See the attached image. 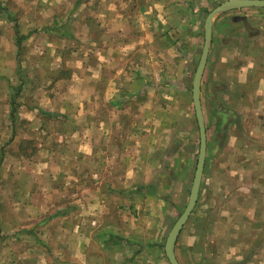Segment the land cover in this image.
Instances as JSON below:
<instances>
[{
	"label": "crops",
	"instance_id": "0c3cea01",
	"mask_svg": "<svg viewBox=\"0 0 264 264\" xmlns=\"http://www.w3.org/2000/svg\"><path fill=\"white\" fill-rule=\"evenodd\" d=\"M224 1L101 0L95 5V14L89 2L75 4L78 7L73 13L77 11L78 15L73 22L80 35L87 34L79 43L85 47L79 51L78 62L70 58L71 83L58 85L59 79L57 91L50 98L65 107L79 108L82 119H69L71 127L79 130L61 135L67 142V159L54 163L64 176L52 175V191L38 201L49 207H42L45 214L34 219L33 226L37 227H32V233L36 236L39 230L40 239L48 236V242L37 240L30 247L15 246L13 252L2 237L0 264H11L9 257L16 259L13 264H171L165 241L187 204L193 177L190 185L188 180L194 176L198 154L192 175V159L185 156L184 164L178 166L177 157L175 165L167 168L168 172L184 173L181 179L170 183L165 178L160 183L146 180L145 174L137 173L150 170L143 137L151 135L143 131L142 136L133 130L134 119L128 110L150 97L149 89L155 83L148 75L159 74L154 69L162 70L165 77L156 89L169 92L175 72L183 85L175 86L174 96L166 103L180 108L181 118L191 126L195 124L199 133L192 99L193 77L206 17ZM3 5L2 19L13 24L14 44L19 51L25 35L13 20V10L6 2ZM228 10L213 17L211 44L201 77L206 154L196 203L174 243L179 264H238L231 261L232 253L235 258H243L240 264H264V6ZM15 27L22 36L20 45ZM157 54L163 57L161 65L155 63ZM20 89L17 86L13 92ZM74 96H78V102L73 101ZM109 109L116 112L114 119ZM15 111L12 95L9 119L17 118ZM126 120V130L120 131ZM173 151L183 155L180 147ZM239 151V158L231 156ZM227 158L237 161V168L221 163ZM31 166L26 170L34 171L35 165ZM49 166L53 164H39L38 171L47 173ZM228 172L233 176L238 173L237 187L243 190L235 206H245L240 219L230 215L231 220L242 221L232 228L222 225L226 213L215 211L229 200L232 186L225 178ZM26 185L20 184L17 204L25 202ZM172 203L178 210L167 208ZM18 229L12 232L19 242L25 235ZM234 233L241 241L233 240Z\"/></svg>",
	"mask_w": 264,
	"mask_h": 264
},
{
	"label": "rangeland",
	"instance_id": "374dc122",
	"mask_svg": "<svg viewBox=\"0 0 264 264\" xmlns=\"http://www.w3.org/2000/svg\"><path fill=\"white\" fill-rule=\"evenodd\" d=\"M99 1L101 0H0V9L6 6L3 5L4 2L9 5V10L11 8L15 13L16 19L13 18V20L18 22L20 32L25 35L21 49L18 51L14 44L13 24L2 19L3 11H0V27H3V30L0 29V239L3 237L4 241L7 240V245L13 252L15 246L25 248V246L30 247L38 241L48 242V236H44V240L40 239L39 230L36 236L32 233V229L37 227L33 226L34 219L37 221L38 215L40 213L44 215V210L49 207L47 203L39 205L38 201L42 199L44 193L52 191L50 188L53 187L52 181L55 180L52 175L64 176L63 171L57 169L54 163H63L67 159V149L65 148L67 142L61 135L71 130H79L71 127L69 119H82L79 108L65 107L60 101H53L50 97L56 93L59 79L58 85H64V82L71 83L73 77H70V58L74 57L78 62L79 51L82 52L85 47V45L81 47L79 43H82V39L86 40L87 34L80 35L79 28L75 27L73 22L78 15L77 11L73 13L74 8L78 7H75V4L89 2L93 6V14H95V5ZM225 11L221 13H225ZM66 18L69 20L63 25ZM200 44L202 52L204 37ZM156 58L155 63L161 65L163 57L157 54ZM16 63L20 65V68L18 66L17 69ZM154 70L159 74L154 75L155 72H152L148 75L155 83L153 88L149 89L150 97L139 106L129 108L128 114L134 119L132 121L134 123L133 130L136 133L143 136L145 134L143 131H146L151 135V138L143 137L147 145L145 159L150 170L147 172L144 170V173L137 174H145L143 178L153 183H160L164 178L170 183V180L181 179L184 174L179 171H167L171 164V166L175 165L177 157L180 159L178 166L184 164L185 156L192 159V171L189 172L192 175L199 151V133L195 124L191 126V122L181 118L180 108L171 107L166 103V99L169 102L172 99L171 96H174L175 86L183 85L181 79L175 76L174 72L171 78L175 81H171V91L157 90L155 85H161L165 77L162 70ZM76 81L75 83L79 80ZM17 86L22 89L13 92ZM12 95H15L16 101L17 118L15 120L9 119L8 115L9 101ZM177 95H179L178 91ZM78 99V96H74L73 101L78 102ZM56 106L58 109L55 108ZM185 111L184 109L183 115H186ZM112 113L113 110L109 109L108 114L112 118L116 117V112ZM27 119H33V121ZM123 123L125 127L120 126V131L127 128V120ZM163 136H166V139ZM174 137L176 140H173ZM170 143H172L171 146ZM174 147H180L183 155L176 154L175 151L172 152ZM231 156L239 158L240 151ZM47 163L53 164V166L48 167L45 171L47 173L39 172V164L44 167ZM221 163L229 164L232 169L237 168V161L231 158H227L225 162L221 161ZM31 165H35L34 171L26 170L29 166L31 169ZM253 165L256 166L255 162ZM23 167H25L24 170H22ZM137 167H141V164H138ZM36 173L41 177L45 175V178L41 180V177L38 178ZM235 175L237 176L227 173L225 178L230 181L232 186L229 192L230 197L224 208L215 209L216 212L223 210L226 213V220L222 221V225L228 228L242 224L241 220V222L235 219L231 220L230 215H236L240 219L242 213L245 212V206H241L240 203L239 206H235L243 193V190L237 187V182H240L238 173ZM192 177L190 176L188 180L189 185ZM65 179H67L66 172ZM65 181L61 180L60 182L65 183ZM23 182L28 184L25 187L27 191L25 192V202L17 204V197L21 196L19 193L20 184ZM184 184H186L185 181ZM179 186L181 185H178V188ZM29 187H32L33 193H30ZM172 190H174L173 187ZM31 196H33V200L30 199ZM173 199L177 200L176 197ZM35 200H37V204L34 203ZM18 205H21L20 209ZM173 205L172 203L167 208L178 210ZM221 205L219 204V206ZM231 208L234 210L233 213L230 212ZM17 210L20 211L19 216H17ZM24 223L26 226L28 225L27 230L26 226L22 227ZM17 226L21 229L19 234L25 235V237L19 238V242L13 237L15 233L12 232ZM240 239V235L234 233L233 240L239 242ZM235 244L239 246V243ZM233 246L232 244V248ZM234 256L232 253L231 261L240 264L243 258L239 255L236 258ZM9 260H12L11 264H13L16 259L9 257Z\"/></svg>",
	"mask_w": 264,
	"mask_h": 264
},
{
	"label": "water",
	"instance_id": "95a60500",
	"mask_svg": "<svg viewBox=\"0 0 264 264\" xmlns=\"http://www.w3.org/2000/svg\"><path fill=\"white\" fill-rule=\"evenodd\" d=\"M253 6H264V0H226L219 5H217L213 10L209 12L206 17L204 24V46L202 48V52L200 55L199 63L196 67L194 77H193V86H192V99L193 106L195 109V115L198 121L199 126V153L197 158L196 169L194 172L189 198L187 204L185 206L184 211L178 217L173 227L169 231L166 241H165V253L171 264H179L175 255H174V243L177 238V235L180 232L181 227L186 221L187 217L191 213L197 197L199 193L202 172L205 162V154H206V128L203 121L201 101H200V85H201V77L203 74V70L205 67L209 46L211 44L212 38V21L213 17L217 13H221L225 10L236 8V7H253Z\"/></svg>",
	"mask_w": 264,
	"mask_h": 264
},
{
	"label": "trees",
	"instance_id": "16d2710c",
	"mask_svg": "<svg viewBox=\"0 0 264 264\" xmlns=\"http://www.w3.org/2000/svg\"><path fill=\"white\" fill-rule=\"evenodd\" d=\"M15 31H16V34H17V42L20 45V42H21L20 40H21L22 36L19 34V31H18L17 27H15ZM11 116H12V113H11Z\"/></svg>",
	"mask_w": 264,
	"mask_h": 264
}]
</instances>
